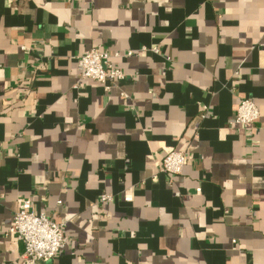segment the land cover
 Instances as JSON below:
<instances>
[{
    "label": "crops",
    "instance_id": "0c3cea01",
    "mask_svg": "<svg viewBox=\"0 0 264 264\" xmlns=\"http://www.w3.org/2000/svg\"><path fill=\"white\" fill-rule=\"evenodd\" d=\"M91 49L127 79L81 80ZM19 197L66 226L45 264H264V0H0V264Z\"/></svg>",
    "mask_w": 264,
    "mask_h": 264
},
{
    "label": "built area",
    "instance_id": "2783aa9c",
    "mask_svg": "<svg viewBox=\"0 0 264 264\" xmlns=\"http://www.w3.org/2000/svg\"><path fill=\"white\" fill-rule=\"evenodd\" d=\"M143 51L159 52L158 49H144ZM129 55H132V52ZM78 70L81 80H93L103 85L106 90L111 89L112 83L127 79L123 72L114 66L111 57L99 49H91L80 55ZM260 116V110L255 103L245 98L238 106L234 122L242 130L251 134ZM204 117H207L206 113ZM188 162L186 154L174 151L163 160L161 172L171 181L173 177L183 174ZM197 193L200 194L201 189H197ZM113 200L112 195L105 194L101 196L100 201L109 203ZM133 200V190H126L123 201L132 203ZM17 203L18 209L9 235L15 236L24 246L20 263L45 264L55 260L68 244L65 224L56 223L46 215L37 213L31 199L19 197Z\"/></svg>",
    "mask_w": 264,
    "mask_h": 264
}]
</instances>
